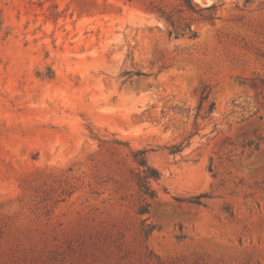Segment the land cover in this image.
I'll use <instances>...</instances> for the list:
<instances>
[{"label": "rangeland", "instance_id": "obj_1", "mask_svg": "<svg viewBox=\"0 0 264 264\" xmlns=\"http://www.w3.org/2000/svg\"><path fill=\"white\" fill-rule=\"evenodd\" d=\"M194 1L0 0V264H264V0Z\"/></svg>", "mask_w": 264, "mask_h": 264}, {"label": "trees", "instance_id": "obj_2", "mask_svg": "<svg viewBox=\"0 0 264 264\" xmlns=\"http://www.w3.org/2000/svg\"><path fill=\"white\" fill-rule=\"evenodd\" d=\"M181 7L182 9H180L179 11H182L183 9L190 12V13H194V14H198L201 16V13L203 11H210L214 8L213 4L204 6V7H200L199 4L194 1V0H181ZM154 10L157 11L160 15L164 16V18L168 21H170L171 25L174 27V29L180 31L181 33H184L185 31H190L191 30V25L190 23H178L177 26H175L173 20H172V13L171 12H166L164 11L160 6H153ZM134 74L136 75H143L144 73L141 71H136ZM207 97L206 95H203L200 97V100L197 104V106L195 107V113L194 116H196L198 110L201 107V103L202 100L205 99ZM214 108V102H210L207 106V111L211 112L212 109ZM178 112L179 113H184L187 114L189 112V108L188 107H181L178 108ZM196 133V132H194ZM192 134H190L189 136H187V138L177 144H173L171 146L168 147V150L170 153H177L179 151H181L186 145H188L190 143V137ZM145 149H139L137 151H135L133 153V158L136 161L137 165L141 168V170L139 172L136 173L135 175V179H136V184L139 188V190L141 191V193L143 195H146L150 198L155 196V192L154 190L150 187L149 181L150 180H156L159 178V171L148 164L146 157H145ZM202 196H197L194 198H191L189 201L200 204V198ZM148 207H149V203H144L141 204L138 209H137V213L139 214H144L148 212ZM153 229V226H149V228L146 229L145 234H148L151 230Z\"/></svg>", "mask_w": 264, "mask_h": 264}]
</instances>
